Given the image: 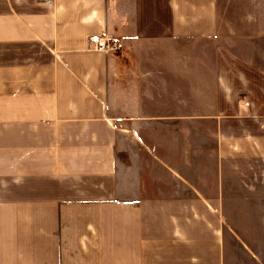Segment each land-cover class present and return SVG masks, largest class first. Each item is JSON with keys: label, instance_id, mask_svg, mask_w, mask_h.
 <instances>
[{"label": "crops", "instance_id": "crops-1", "mask_svg": "<svg viewBox=\"0 0 264 264\" xmlns=\"http://www.w3.org/2000/svg\"><path fill=\"white\" fill-rule=\"evenodd\" d=\"M226 15L224 0H0V264H263L226 235L223 186L225 166L264 162V74L232 54L253 43L214 49L208 176L175 168L168 134H141L182 125L110 116L137 98L118 79L131 53L214 43ZM243 23L233 36L264 35Z\"/></svg>", "mask_w": 264, "mask_h": 264}, {"label": "rangeland", "instance_id": "rangeland-1", "mask_svg": "<svg viewBox=\"0 0 264 264\" xmlns=\"http://www.w3.org/2000/svg\"><path fill=\"white\" fill-rule=\"evenodd\" d=\"M224 2L227 3V15L219 39L214 43L175 45L177 50L173 54L159 49L142 52L135 57L131 53L130 65L134 67L122 72L124 75H120L118 79L122 78L120 84L127 89V96L136 95L137 98L121 100V108L115 106L110 115L118 119V124H123L121 119L124 118L135 119L136 122L132 120L129 123L138 124H145L147 118H152V123L182 125L168 132L147 131L141 134L147 137L168 134V140L175 146H184L183 155L181 148L169 150L176 161L175 168L181 170L184 167L190 173L200 169L206 176L213 170L214 161V127L209 117L213 114L217 95L213 68L215 47L223 46L232 53L229 45L235 37L242 45L245 41L253 43L255 51L232 54L247 60L264 74V35L261 30L259 33H246L243 26L238 36L232 35L235 27L246 20L264 21L263 0ZM127 58L130 60V56ZM149 91L158 97L154 100L142 99ZM134 106L142 108L141 113L139 110L138 114L131 112L125 115L129 111L127 108ZM186 141L189 142L188 156ZM224 168L223 186L227 189L225 206L230 205L227 209L226 221L229 228L226 235H229L230 230L237 234L240 241H245L264 264V162L236 163Z\"/></svg>", "mask_w": 264, "mask_h": 264}, {"label": "built area", "instance_id": "built-area-1", "mask_svg": "<svg viewBox=\"0 0 264 264\" xmlns=\"http://www.w3.org/2000/svg\"><path fill=\"white\" fill-rule=\"evenodd\" d=\"M92 46L95 50H99L103 53H117L118 45L115 41L108 39L107 37H96L91 40ZM243 106L247 107L249 104L247 102H243Z\"/></svg>", "mask_w": 264, "mask_h": 264}]
</instances>
